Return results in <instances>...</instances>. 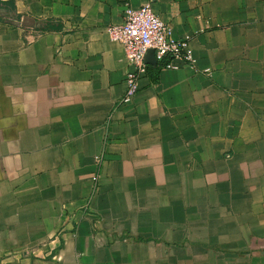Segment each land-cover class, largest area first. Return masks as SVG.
I'll return each instance as SVG.
<instances>
[{
	"label": "crops",
	"instance_id": "0c3cea01",
	"mask_svg": "<svg viewBox=\"0 0 264 264\" xmlns=\"http://www.w3.org/2000/svg\"><path fill=\"white\" fill-rule=\"evenodd\" d=\"M145 4L196 65L126 105ZM0 264H264V0H0Z\"/></svg>",
	"mask_w": 264,
	"mask_h": 264
},
{
	"label": "built area",
	"instance_id": "2783aa9c",
	"mask_svg": "<svg viewBox=\"0 0 264 264\" xmlns=\"http://www.w3.org/2000/svg\"><path fill=\"white\" fill-rule=\"evenodd\" d=\"M110 38L120 43L130 69L125 73V93L121 103L133 102L139 81L147 73L146 55L154 50L160 62L168 60L166 67H178L176 62L194 67L196 59L189 38L178 39L172 28L154 12L151 4L139 8L126 6L124 21L107 28Z\"/></svg>",
	"mask_w": 264,
	"mask_h": 264
},
{
	"label": "water",
	"instance_id": "95a60500",
	"mask_svg": "<svg viewBox=\"0 0 264 264\" xmlns=\"http://www.w3.org/2000/svg\"><path fill=\"white\" fill-rule=\"evenodd\" d=\"M146 62L151 63L153 65L157 64V58L154 50H150L145 58Z\"/></svg>",
	"mask_w": 264,
	"mask_h": 264
}]
</instances>
